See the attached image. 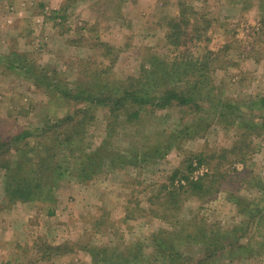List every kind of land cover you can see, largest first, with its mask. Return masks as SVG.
<instances>
[{
    "label": "rangeland",
    "instance_id": "1",
    "mask_svg": "<svg viewBox=\"0 0 264 264\" xmlns=\"http://www.w3.org/2000/svg\"><path fill=\"white\" fill-rule=\"evenodd\" d=\"M262 5L264 0H0L2 140L30 132L27 141L32 145L40 131L82 106L38 86L18 61L13 62L18 67L8 69L11 51L40 69L57 71L72 90L80 78L84 89L92 91L95 84L89 81L97 76L90 73L97 63L111 65L110 75L124 81L150 67L153 57L171 60L176 55L181 62L196 61V79L200 75L203 82L198 107L145 106L138 125L120 115L118 126L97 101L83 102L94 110L95 119L85 129L82 148L96 149L108 137L110 151L138 160V166L112 167L106 161L83 180L74 177L66 148L57 150L53 160L61 167L52 176L50 198L42 195L27 202H9L6 170L0 169V264H119L118 253L124 249L129 260L134 257L133 264H167L147 254L150 235L160 228H180L182 221L200 229L205 225L209 234L219 232L224 241L245 232L239 241L245 248L236 250L237 257L219 252L210 264H264V207L262 213L255 209L264 205V128H255L258 117L247 116L264 109H250L251 101L258 104L264 98ZM171 22L179 31L174 40L178 46L169 43ZM227 105L239 109L229 112ZM109 123L115 129L106 136ZM184 127L191 130L181 132ZM243 140V152L250 142L255 148L238 161L242 153L234 151ZM19 144L23 149L24 141ZM143 145L149 156L134 159L132 154ZM10 152L17 159L19 152ZM199 156L204 163L199 164ZM217 163L227 172L218 193L203 200L166 194L207 176ZM200 166L206 171L196 178ZM48 246L65 248L53 252ZM179 249L193 257L204 252L197 244Z\"/></svg>",
    "mask_w": 264,
    "mask_h": 264
},
{
    "label": "trees",
    "instance_id": "2",
    "mask_svg": "<svg viewBox=\"0 0 264 264\" xmlns=\"http://www.w3.org/2000/svg\"><path fill=\"white\" fill-rule=\"evenodd\" d=\"M264 7V5H262ZM261 7V8H262ZM177 27V26H176ZM178 32L175 30L173 22L168 29V39L173 46H178L174 40L178 38ZM185 55H183L184 57ZM8 59L12 62L6 65L8 69L18 67L13 62H19V68H23L28 73L31 80H34L38 86L52 88L55 95L65 99L70 103L76 105L82 104L81 107L71 109L69 113L59 119L52 125L47 126L45 130L40 131L34 138V143H28V138L32 136L30 132H23L14 137L10 141L0 139V169L6 170V179L4 182V189L7 194L9 202H27L32 201L35 198H39L42 195L44 200L50 198V193L54 190L55 179L54 172L59 169L61 165H57L53 158L56 157L57 150H66L69 154L70 163L74 166V177L83 180L90 179L98 169L103 166L106 161L111 163L112 167L121 166L124 163H131L138 166L136 163L138 160L131 161L126 157L110 151L106 146L107 139H104L100 147L93 150H86L82 148L84 141L83 136L85 129L95 119V112L90 106L84 107L83 102L92 103L97 101V107H104L108 111V119L110 122H117L118 126H121L122 121L120 115L125 116V121L134 120V125H138L141 118V114L144 111V107L149 106L155 109H164L172 106H187L189 104L193 108L198 107L196 103L200 100L202 94L198 92V87L203 83L201 76L196 79V71L194 69L196 61H183L179 60L180 56H174L171 60L168 58L163 59L160 57H153L149 62L150 67L141 68L138 75L130 76L124 81H118L110 75L111 65H101L97 63V69L92 71L90 75L96 77V80H90L89 83L95 84L94 87H90L92 91L84 89L83 80H74L77 85L76 90H72L67 84H62V79L57 71L48 72L44 69L38 68L33 62L30 64L29 60L22 54H18L15 51L8 53ZM184 60L183 58H181ZM148 65V66H149ZM200 65H205L200 63ZM33 72L36 73L33 75ZM189 75L194 76L195 79H185ZM210 96V93H208ZM195 102V104H194ZM255 103V102H254ZM251 101L250 109L264 108V98L260 103L254 104ZM237 105H227L226 108L229 112H233L239 108ZM94 109V108H93ZM264 111V109H263ZM263 111L251 114L247 113V116H255L259 119L256 120L257 126L255 128H264V115ZM224 112H220L223 115ZM244 116V114H242ZM244 123L247 124L245 119ZM247 127V126H245ZM198 128V125L196 126ZM248 128V127H247ZM112 123L107 125V135L110 136L113 133ZM191 130V127H184L182 131ZM204 128L200 130L202 133ZM189 133H187L188 135ZM191 136V135H189ZM242 137V135H241ZM20 140L24 141L22 145L23 149L30 155L35 154V158L30 157L29 154L23 152L20 146ZM18 141V142H16ZM14 146V147H12ZM151 145H149L150 147ZM234 153L240 151L239 160H243L247 157L248 153L252 152L255 148L252 147V143L247 145V151L245 149L244 140L237 141ZM170 147V145H169ZM38 148H41L42 152L35 153ZM147 145H143L136 154H132L134 159H138L141 155L145 158L149 156L146 151ZM10 150L19 152L17 159H12L13 154ZM75 151L80 152V158L77 157ZM13 152V151H12ZM38 152V151H37ZM200 157V156H199ZM205 158L200 157L199 164L204 163ZM119 161V165L117 163ZM198 164V165H199ZM70 165V166H71ZM209 165V164H208ZM210 166V165H209ZM193 170L192 164H189L188 172ZM226 171H223L221 163H217L207 176L200 178V180H190L189 175H183V178L189 179V183L184 189L168 190L166 194L169 198H178L181 194L198 197L197 199L203 200L205 196L211 197L213 194L218 193L225 183ZM177 177V172L169 178V181L174 180ZM256 177V176H255ZM254 178V176H253ZM261 184L259 181L258 185ZM163 187V186H162ZM163 190L165 188L163 187ZM207 197V198H208ZM260 204L256 205V211L261 212L264 208ZM263 208V209H262ZM262 213V212H261ZM264 213L262 214V217ZM180 228L173 231H169L167 228H160L158 231L151 233L150 243L147 246V254L149 256H156L164 260L167 264H210L211 259L215 254L219 252H229L237 257L236 250L238 248H245L239 243L241 237L244 235V231L238 232V238L231 240L232 236L222 238V234L219 232L208 233L206 226L201 229L187 221L181 222ZM177 224V222H176ZM248 225V224H247ZM195 226V229L192 227ZM198 229V230H197ZM238 228H234L236 230ZM241 229V228H240ZM247 229V227H246ZM202 230V231H201ZM247 235V233L245 234ZM197 244L201 246L204 252L196 257H193L190 253L182 252L179 247L183 245ZM239 244V245H238ZM64 246H57L48 248H54L53 252L62 251ZM247 248V247H246ZM52 251V250H51ZM66 251V249H64ZM63 251V252H64ZM122 250L118 253L117 259L119 264H133L135 263L134 257L128 258L125 256ZM113 255V254H112ZM105 257V255L103 256ZM148 257V256H147ZM149 264V263H147Z\"/></svg>",
    "mask_w": 264,
    "mask_h": 264
},
{
    "label": "built area",
    "instance_id": "3",
    "mask_svg": "<svg viewBox=\"0 0 264 264\" xmlns=\"http://www.w3.org/2000/svg\"><path fill=\"white\" fill-rule=\"evenodd\" d=\"M205 171H206V169L204 167H202V166L196 167V171H195L196 178H197V174L198 173L203 175L205 173ZM182 183L185 184L184 181H182Z\"/></svg>",
    "mask_w": 264,
    "mask_h": 264
}]
</instances>
